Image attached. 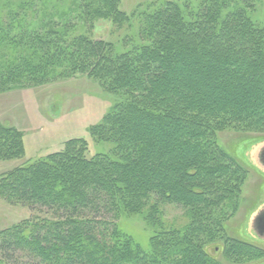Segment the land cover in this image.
Listing matches in <instances>:
<instances>
[{
  "label": "trees",
  "instance_id": "obj_1",
  "mask_svg": "<svg viewBox=\"0 0 264 264\" xmlns=\"http://www.w3.org/2000/svg\"><path fill=\"white\" fill-rule=\"evenodd\" d=\"M255 1L157 0L128 14L120 0H0V94L83 75L115 96L90 130L108 151L89 155L74 138L0 176V199L46 214L0 231L2 263L225 264L210 250L218 243L228 263L264 259L228 234L249 170L217 140L225 129L264 135ZM99 21L128 23L127 37L93 38ZM25 154L23 132L0 124V161ZM160 204L181 206L189 223L166 224ZM133 215L150 237L120 223Z\"/></svg>",
  "mask_w": 264,
  "mask_h": 264
},
{
  "label": "rangeland",
  "instance_id": "obj_2",
  "mask_svg": "<svg viewBox=\"0 0 264 264\" xmlns=\"http://www.w3.org/2000/svg\"><path fill=\"white\" fill-rule=\"evenodd\" d=\"M155 1L120 0V5L123 11L130 14L138 7ZM256 1L258 9L263 12L264 0ZM39 3L36 1L34 8L40 7ZM61 4L66 6L65 2ZM128 32V23L121 28L113 26L109 21H99L90 28L93 38L116 45H120ZM114 101L115 96L104 92L97 82L83 75L0 94V124L14 126L23 132L26 151L23 159L0 161V176L64 150L65 143L74 138L87 140L89 155L108 151V144H96L93 141L90 130L102 121ZM217 140L230 157L249 170L243 193L244 203L230 222L228 234L264 248V235L261 236L254 227L257 216L264 211V158L261 156L264 135L225 129L218 132ZM160 209L161 217L168 225L183 228L189 223V216L181 206L160 204ZM45 215V212H32L25 206L11 205L0 199V231L35 216ZM120 223L135 238L141 240L150 237L140 216L122 217ZM218 245L220 243L210 250L225 264H231L224 260ZM0 264L4 263L0 261ZM243 264H264V259Z\"/></svg>",
  "mask_w": 264,
  "mask_h": 264
},
{
  "label": "water",
  "instance_id": "obj_3",
  "mask_svg": "<svg viewBox=\"0 0 264 264\" xmlns=\"http://www.w3.org/2000/svg\"><path fill=\"white\" fill-rule=\"evenodd\" d=\"M262 212L257 216L255 220L254 227L256 228V231L263 236L264 235V216L262 217Z\"/></svg>",
  "mask_w": 264,
  "mask_h": 264
},
{
  "label": "flooded vegetation",
  "instance_id": "obj_4",
  "mask_svg": "<svg viewBox=\"0 0 264 264\" xmlns=\"http://www.w3.org/2000/svg\"><path fill=\"white\" fill-rule=\"evenodd\" d=\"M261 156H262V158H264V150H263ZM261 215H262V217L264 216V211H262V214Z\"/></svg>",
  "mask_w": 264,
  "mask_h": 264
}]
</instances>
